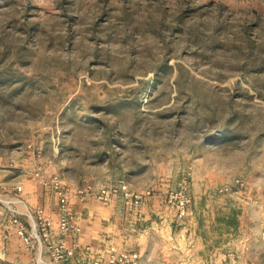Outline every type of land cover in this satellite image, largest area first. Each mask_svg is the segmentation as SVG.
Segmentation results:
<instances>
[{
    "label": "rangeland",
    "instance_id": "rangeland-1",
    "mask_svg": "<svg viewBox=\"0 0 264 264\" xmlns=\"http://www.w3.org/2000/svg\"><path fill=\"white\" fill-rule=\"evenodd\" d=\"M34 149L264 252V0H0V165Z\"/></svg>",
    "mask_w": 264,
    "mask_h": 264
},
{
    "label": "crops",
    "instance_id": "crops-1",
    "mask_svg": "<svg viewBox=\"0 0 264 264\" xmlns=\"http://www.w3.org/2000/svg\"><path fill=\"white\" fill-rule=\"evenodd\" d=\"M46 160L39 149H34L25 150L13 165H0V198L19 195L29 205L42 207L55 225L57 197L51 189L36 182L34 171L38 166H44L45 174H58L66 185L80 186L60 172L50 171L53 162L46 165ZM17 185L21 186L20 193L14 189ZM93 197L75 202L71 209L81 215L80 246L88 245L95 253L102 252L108 243H115L138 251V264H264L261 249L252 252L249 247H231L233 241L248 239L237 233L239 219L236 230L218 233L217 209L205 217L181 221L183 226L177 230L172 219H151L144 211L149 201L142 203L143 197L138 205L130 204L121 195L109 204ZM15 231L14 225L6 224L5 219L0 218V264H31L35 247L26 249ZM74 257L80 259L79 251Z\"/></svg>",
    "mask_w": 264,
    "mask_h": 264
},
{
    "label": "built area",
    "instance_id": "built-area-1",
    "mask_svg": "<svg viewBox=\"0 0 264 264\" xmlns=\"http://www.w3.org/2000/svg\"><path fill=\"white\" fill-rule=\"evenodd\" d=\"M51 160H46V165ZM45 167L38 166L34 177L38 184L51 189L57 197V222L45 215L42 207L29 205L19 195L0 198V218L14 225L16 234L26 249L35 247L36 254L31 264H138V251L115 243H108L102 252L95 253L90 246H80L82 232L81 215L71 209L75 202L84 201L89 193L103 204L111 203L119 195L127 202L138 205L142 195L123 181L92 187H70L58 174H45ZM20 193L21 186L14 187ZM25 219V222L24 220ZM79 251L80 259H75Z\"/></svg>",
    "mask_w": 264,
    "mask_h": 264
},
{
    "label": "trees",
    "instance_id": "trees-1",
    "mask_svg": "<svg viewBox=\"0 0 264 264\" xmlns=\"http://www.w3.org/2000/svg\"><path fill=\"white\" fill-rule=\"evenodd\" d=\"M215 222L217 224L218 233L228 232L229 229L234 231L238 226L236 212L233 208H230L228 212L217 210L215 215Z\"/></svg>",
    "mask_w": 264,
    "mask_h": 264
}]
</instances>
